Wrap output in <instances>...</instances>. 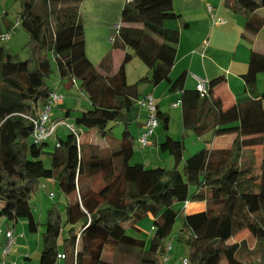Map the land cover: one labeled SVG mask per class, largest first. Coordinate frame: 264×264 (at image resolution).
Listing matches in <instances>:
<instances>
[{
  "label": "trees",
  "instance_id": "16d2710c",
  "mask_svg": "<svg viewBox=\"0 0 264 264\" xmlns=\"http://www.w3.org/2000/svg\"><path fill=\"white\" fill-rule=\"evenodd\" d=\"M84 1L25 0L18 22L30 35V60L0 49V218L15 226L26 220L31 234L44 227L39 264H58L61 255L65 264H160V256L167 254L165 241L182 216L175 206L205 202L206 210L182 218L180 237L186 236L189 263L264 264V92L257 96L264 54L251 49L243 75L248 97L220 111L212 88L221 79L210 82V97L202 99L196 88H186L187 73L170 78L181 36L180 30L166 28L167 22L181 18L173 0H126L114 39L115 49L123 53L115 73L112 55L104 58L101 71L87 57L80 13ZM231 9L245 17L246 34L254 37L263 30L258 11L264 9V0H234ZM13 27L7 33L13 35L19 28ZM129 49L150 70L151 76L140 82L155 87L167 83L171 92L181 93L185 131L199 137L209 132L215 137L235 135L232 146L205 148L185 159L184 142L168 136L160 150L174 158L172 170L130 164L138 145L130 127L141 110L138 83L127 82L126 66L133 59ZM54 66L62 80L80 82L90 109L74 125L67 123L77 135L66 127V138H59L55 151L48 153L47 168L42 158L51 138L35 144L29 117H38L53 92L47 80ZM70 117L68 111L66 118ZM161 120L166 118L160 124ZM51 122L55 123L52 116ZM118 126L124 128L121 138L114 134ZM77 128L88 130L87 137L82 138ZM96 136L105 147L94 142ZM248 150L252 152L246 157ZM43 179L54 180L68 199L64 216L52 208L41 225L31 199ZM98 179L103 185L97 189ZM147 218L153 219L154 228L149 247L128 235L130 229L140 231L139 224ZM244 232L255 242L252 251L246 240L231 243ZM252 255L258 257L248 263Z\"/></svg>",
  "mask_w": 264,
  "mask_h": 264
},
{
  "label": "rangeland",
  "instance_id": "374dc122",
  "mask_svg": "<svg viewBox=\"0 0 264 264\" xmlns=\"http://www.w3.org/2000/svg\"><path fill=\"white\" fill-rule=\"evenodd\" d=\"M190 7H196L197 2L195 0H188ZM25 0H0V32L5 34L10 31L11 27L16 26L18 21H20V17L23 12ZM182 0H175V5L177 8L181 5ZM199 2V1H198ZM208 1L205 0L207 4ZM126 0H85L84 3L80 7L81 17L85 27V39H86V54L89 60L95 65L97 69H101L102 62L104 58L108 55H112L114 58V62L116 65L120 67L122 62L123 53L115 49L114 47V39L118 35V29L122 26V12ZM223 8L221 9V16L224 20L227 21L223 27L224 29H229L232 26L231 32H226L224 36L220 39L222 41L220 46L223 49H230L231 42L239 30L234 27V25H240V27L244 26V22L246 19L237 13H233L230 8L226 5V0L223 2ZM205 4V5H206ZM206 8L207 15L209 17L210 11L209 7L212 6V2L208 3ZM185 14L189 16V18L199 21H204L205 18L202 17V13L198 11L199 9L193 8L188 9L186 6ZM217 16V14H215ZM211 16V14H210ZM213 19V17L211 16ZM186 19V17H185ZM185 19L180 18L177 21L167 22L166 28L169 29H178V23L181 21V26L185 27L186 22ZM187 20V19H186ZM214 22V19H213ZM221 27V26H217ZM213 28V31H212ZM210 28L209 34L206 37L207 43L205 46L207 47L210 40L213 38V33L216 27ZM179 30V29H178ZM201 31L198 30L195 34H200ZM202 33H204L202 31ZM241 35V33H239ZM239 35V36H240ZM30 35L29 33L19 27L16 32L13 33L12 37L8 41L0 40V49L3 48L5 52L10 53L12 55L19 56V59L22 61L30 60L32 53L29 47L30 43ZM244 41V40H243ZM249 40L245 39V42ZM260 41H264V34L260 38ZM243 45H246L243 43ZM259 48L264 49V43L259 45ZM248 48H254L248 46ZM128 53L133 55L132 61L126 66V75L127 82L129 85H134L138 83V92L139 98L143 100L149 95H153L155 98L156 105H161L160 112L165 121L161 120V124L156 130L154 136L151 138L150 145L146 148H141L138 145L135 146V155L132 158L130 164H144L147 168H165L172 170L175 167V160L171 156L169 152H162L160 150V145L166 140V137L170 136L175 140H182L185 145L184 157L188 159L189 157L195 155L197 152L205 149L208 145V141L204 139L203 141L199 140V136L194 134L193 132H185L182 125V108L181 105L178 104L179 100L175 96L176 92H169L168 84L163 83L160 88L153 86L151 83L140 82L143 78H147L151 76L149 68L136 56H134V52L132 50H128ZM52 57V55H50ZM54 74L47 80L48 86L52 89L53 92H57L59 95H62L64 100L60 103L54 105L51 116L52 120L55 123H68L73 124L75 119L81 115L82 112L89 110L90 105L85 93L81 90L80 82L77 80H70L68 78L61 79L56 68L54 66ZM264 77V74H260L258 77V85L259 88V79ZM189 79V78H188ZM264 92V89H262ZM70 111L71 117L66 118V113ZM141 114L146 116V110L142 109ZM168 123V124H167ZM143 118H140L138 123L133 124L130 127V130L133 132L135 138L139 134V128L145 131L146 124ZM77 131L81 135V137L86 138L88 135V130L79 129ZM124 132V128L122 126H118L115 128L114 134L117 137L121 138L122 133ZM69 131L64 125H60L57 129L56 135H54L49 140L48 147L45 148V155L42 158L45 160V164L47 168H50L51 157L48 153H53L55 151V146L59 140V138H66ZM185 133L187 136H185ZM94 135L89 136V140H93ZM87 140V141H89ZM94 142H100L102 147L106 146L105 142L99 140L98 136L95 137ZM196 145V146H195ZM183 163H181L179 170H183ZM96 188H101L103 183L101 179L96 181ZM101 185V186H99ZM194 189L192 188V192ZM54 197H50L51 195ZM67 196L61 191L59 185L54 180H41L39 182V190L32 194L31 204L34 209L36 219L41 223V225L45 224L48 219V211L52 208H57L60 210L62 215L64 216L65 204L67 203ZM197 203H193L191 208L185 209V204L179 203L175 206L177 210H182V216H180L171 232L169 238L165 241V246L168 248L171 246V250L168 252L167 256L169 261L164 263L162 259L164 256H160L161 263L160 264H181L182 261L186 258L188 259L190 256V249L185 244L186 236L180 237L182 235L183 230V216L191 213L198 212L199 210H195V206ZM0 225L2 229H6L7 225L11 227L16 233L17 240L21 232H24L25 238L22 237L18 240V245H15L9 255V259L12 258V261H15L17 264H39L40 256L42 253V232L44 231V227L41 226L38 233L31 234L28 231V224L26 220L22 219L19 221L17 227L12 222H6L3 218H0ZM145 225L150 226V230L144 229ZM151 222L148 219H145L141 226L139 227L141 231H136L130 229L128 231V235L135 236L139 239L146 241L147 247L150 246V241L152 240L154 233L151 230ZM15 228V229H14ZM17 228V230H16ZM68 230L66 229L65 237L68 236ZM182 238V239H181ZM181 239V241H180ZM62 241V239H61ZM4 238H0V252L2 253V248L4 246ZM62 243V242H60ZM60 247V246H59ZM60 251L64 252L63 247H60ZM31 254V261H24L23 257L25 254ZM0 253V254H1ZM14 258V259H13ZM58 264H65L62 261H59Z\"/></svg>",
  "mask_w": 264,
  "mask_h": 264
},
{
  "label": "crops",
  "instance_id": "0c3cea01",
  "mask_svg": "<svg viewBox=\"0 0 264 264\" xmlns=\"http://www.w3.org/2000/svg\"><path fill=\"white\" fill-rule=\"evenodd\" d=\"M195 1L197 2L196 7H190L188 0H182L181 5L179 6V8H177L175 5V0H173V8L175 12L180 14L182 19H185L186 17L187 20L185 19V22H186V25L188 26L186 25L185 27L181 26V21L178 23V29L180 30L181 36H180L179 44L177 46L175 66L171 72L170 78L172 80H176L184 72L187 73V82H186L187 89L196 88V85H197L196 78L208 79L210 82L216 79H221V82L216 84L212 88V99L215 101L217 108L220 111H224L228 109L230 106L234 105L237 102V100L248 97V94L245 91V82L243 80V75H245L246 72L248 71L251 49L257 52H260L261 54H264V49L259 48L260 47L259 45L264 43V41L262 42L260 41V38L264 34V28L257 36L252 37L246 34L245 32V29H244L245 21L244 20H243L244 22L243 27H240V25L235 24L234 27L239 30V33H241V35L237 33V36H235L231 42L230 49H223L220 46V43L222 42L220 41V39L222 38V36L226 34V32H229V31L231 32L233 26L229 29H224L223 26L221 27L215 26L213 19L211 18L212 15L210 16L209 14V17H208L207 15L208 11L206 12V8H207V5H209L208 3L212 2V8L214 10V14H217V17H219L221 16V9L223 8L222 2L224 0H206L208 1L207 4L205 3V0H195ZM226 5L228 8L231 9V7L234 5V0H230L229 2L228 0H226ZM185 6L188 9H193V8L199 9L198 11L202 13V17H204L205 20L199 21V20H195V18L191 20V18H189V16L185 14V8H184ZM258 14L264 18V9L259 10ZM237 15L244 17L241 14H237ZM212 27H216V29L214 30V33L212 35L213 38L210 40V42L208 43L206 47L205 46V43H207L206 37L208 36L210 28ZM198 30H200L201 33L197 35L195 34V32ZM202 31L204 33H202ZM212 31H213V28H212ZM245 39L249 41L245 42ZM243 43H245L246 45H243ZM250 45L251 47L253 46L254 48H251V49L248 48V46ZM202 54H204L205 57H202ZM118 66L119 65H116V63L114 62V58H113V70H112L113 73H115L118 70L117 68ZM98 70L101 71V69H98ZM162 84H160L157 87L160 88ZM259 88L260 90H258L257 88V96L260 97V95H262L263 93L262 89H264V77H261V79H259ZM167 91L171 92L169 87ZM176 93L177 95L175 96L180 101L181 93L180 92H176ZM140 99L141 98H139V100ZM158 107H159L160 119L161 118L163 119L164 117H162L161 112H160L161 105L159 104ZM140 118H143L146 124L145 116L141 114ZM138 131H139V134L136 137L137 140L139 136L141 135V133L143 132V130L139 128ZM185 132L187 133L190 131H185ZM186 133H185V136H187ZM204 139L208 141V145L206 148L228 149L232 146L233 142L236 139V136L226 135V136H221V137H215L213 135V132H209L205 134L204 136L199 137L200 141H203ZM250 151L251 150H248V152H246V157L247 155H249ZM256 152H257V157H258L257 165H259L261 162L260 161V151L257 149ZM192 204L193 203H191V205ZM191 205L188 208H191ZM196 209L199 210L198 212H202L206 210V203L198 202L197 205L195 206V210ZM148 219L150 220L151 224H153V219L147 218V220ZM18 224L19 222L17 223V225ZM7 226L11 229L9 225ZM140 226H141V223L139 224L138 228ZM143 228L150 230V226L148 227V225H145ZM20 234H23L24 238L26 237L24 232H21ZM19 237L22 238L21 235H19ZM20 238H18V240ZM18 240H17V243H18ZM245 240L248 241L247 249H249V251H252V249H254L255 247V242L252 239V237L246 232L240 234L236 238H233L231 243L233 244L241 243ZM1 248L3 249V247ZM257 257L258 256L252 255V257L250 258H246V261L248 263H252L256 260ZM10 260H12V258H10ZM23 260L31 261L32 260L31 254L27 252V254H25L23 257Z\"/></svg>",
  "mask_w": 264,
  "mask_h": 264
},
{
  "label": "built area",
  "instance_id": "2783aa9c",
  "mask_svg": "<svg viewBox=\"0 0 264 264\" xmlns=\"http://www.w3.org/2000/svg\"><path fill=\"white\" fill-rule=\"evenodd\" d=\"M210 14L212 15L214 19V25L215 26H224L227 24V21L224 20L222 17H217L214 14V10L212 6L209 7ZM19 27V22L16 26L13 27V31ZM12 31V32H13ZM12 33H0V40L8 41L11 38ZM202 57H205L204 54H202ZM197 79V85L196 90L200 94V97L202 99H206L210 97V81L208 79ZM62 100H64L62 95H59L57 92H52L50 94L49 100L47 104L44 106L38 117L36 118H30V121L34 125V132H33V139L35 144H40L43 142L48 141L50 138H52L60 125H64L65 127L69 128V130L77 135L75 132V127L72 125H68L67 123H53L51 122V111L54 107V105L60 103ZM181 105V101L179 103ZM137 105L140 110L145 109L146 110V128L145 131L141 133L137 140V144L141 148H146L150 145L151 138L154 136L156 130L160 126V117H159V107L156 105L155 98L151 94L144 98L143 100H138ZM51 198L54 197L52 194L50 196ZM191 205L190 201H187L185 203V209H188V207ZM152 231H154V228H151ZM24 235L21 234V237ZM4 238V246L2 249V253L0 254V264H17L16 262L9 259L10 252L12 248L17 243V237L15 235V232L11 230L9 227L4 230L0 226V238ZM171 250V246L167 248V254ZM65 259L64 256H59V261H63ZM164 263H167L169 261L168 256L165 255L162 259ZM161 262V261H160ZM181 264H190L188 259H184Z\"/></svg>",
  "mask_w": 264,
  "mask_h": 264
}]
</instances>
